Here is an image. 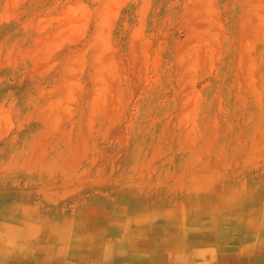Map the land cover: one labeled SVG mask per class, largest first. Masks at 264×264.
Listing matches in <instances>:
<instances>
[{"label":"rangeland","instance_id":"1","mask_svg":"<svg viewBox=\"0 0 264 264\" xmlns=\"http://www.w3.org/2000/svg\"><path fill=\"white\" fill-rule=\"evenodd\" d=\"M248 244L264 249V0H0L1 264Z\"/></svg>","mask_w":264,"mask_h":264},{"label":"crops","instance_id":"2","mask_svg":"<svg viewBox=\"0 0 264 264\" xmlns=\"http://www.w3.org/2000/svg\"><path fill=\"white\" fill-rule=\"evenodd\" d=\"M248 244L240 250H234L233 254L216 256L212 251V260L207 259L209 252L199 247H193L189 250L176 251V254H170L168 259L156 260L152 254L147 264H264V249L255 248ZM173 250V249H172ZM233 251V250H231ZM1 264V262H0ZM6 264V263H5Z\"/></svg>","mask_w":264,"mask_h":264},{"label":"bare ground","instance_id":"3","mask_svg":"<svg viewBox=\"0 0 264 264\" xmlns=\"http://www.w3.org/2000/svg\"><path fill=\"white\" fill-rule=\"evenodd\" d=\"M54 256V255H53ZM66 264V263H65Z\"/></svg>","mask_w":264,"mask_h":264}]
</instances>
